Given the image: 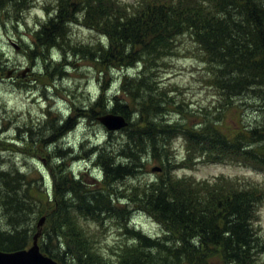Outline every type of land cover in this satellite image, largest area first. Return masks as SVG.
I'll return each mask as SVG.
<instances>
[{
	"label": "trees",
	"instance_id": "1",
	"mask_svg": "<svg viewBox=\"0 0 264 264\" xmlns=\"http://www.w3.org/2000/svg\"><path fill=\"white\" fill-rule=\"evenodd\" d=\"M55 2L52 18L37 30L38 45L47 51L64 45L75 54L68 35L70 24L100 32L105 40L102 48L91 51L87 47L77 52H86L101 70L136 65L138 78L132 80L133 89L127 88V76L122 87L131 98L138 94L141 101L137 106L119 101L109 111L104 86L86 115L67 119L59 128V136L70 133L84 116L96 119L114 114L128 121L122 130L125 145L118 149L106 144L95 154L104 173L102 187L88 191L92 187L84 180H74L67 171L68 175L60 176L53 168L52 201L47 197L38 200L40 205L36 204L35 211L39 217H46L41 231L50 227L45 234L48 245L41 244L42 251L60 264H66L64 255L73 259L71 264H264L260 260L264 235L256 223L264 204V183L224 175L201 181L193 176L179 177L173 173L174 167L168 168L175 163L173 143L178 132L187 149L186 163L180 167L192 170L197 166L194 160L210 164L237 162L264 175V126L231 135L213 127L208 116L203 124H191L194 114L187 117L191 122L163 121L159 115L171 102L158 79L164 57L174 52L179 37H188L227 106L228 101L251 94L264 101V0H142L137 5L120 0ZM33 4L34 0H0V9L18 15ZM136 111L139 117L133 121ZM149 111L154 114L148 116ZM117 152L125 163L116 164ZM147 154L150 158L154 154L162 165L161 173L156 181L126 190L125 196L163 227L164 235L155 239L129 227L131 210L113 204L109 185L137 176L145 168ZM34 182L19 172H0V192L7 193L4 204L15 227L13 233L0 231L2 252H16L30 245L32 236H28L24 223L27 211L33 208L31 190L40 192ZM81 217L100 226L110 221L136 243L124 244L118 250V261L109 262L89 245L91 239H86L76 222ZM55 237L63 241L66 254L55 252L59 248L54 245Z\"/></svg>",
	"mask_w": 264,
	"mask_h": 264
},
{
	"label": "rangeland",
	"instance_id": "2",
	"mask_svg": "<svg viewBox=\"0 0 264 264\" xmlns=\"http://www.w3.org/2000/svg\"><path fill=\"white\" fill-rule=\"evenodd\" d=\"M120 1L127 5H137L142 0ZM55 7V0H34L33 7L22 14L0 9V172L28 175L35 180L34 185L40 190H31L33 208L27 211L24 228L32 239L26 250L33 247L34 236L38 234L37 224L42 217L35 212L36 204L40 205L39 201L46 197L52 201L54 196L53 168L58 169L60 176L71 172L74 180H84L92 187L88 191H92L102 187L104 182L103 169L98 166L99 156L95 155L96 152L106 144H113L121 149L126 143L125 133L122 130L110 133L98 120L100 115L96 119L82 117L72 132L59 136V128L64 125L63 122L86 115L104 86L107 91L105 103L108 104L109 111L119 101H127L135 106L141 101L137 98L138 94L133 99L122 87L127 76V88L133 89L132 80L138 78L136 65L101 70L90 55L77 52L87 47L91 51L102 48L105 40L100 32L82 24H70L68 35L75 54L64 45L53 46L50 51L38 45L37 30L52 18ZM178 40L180 42L174 52L164 57L159 71L161 88L167 89L171 102L159 115L161 120L180 124L194 114L192 122L187 120L191 124H198L199 121L203 124L204 117L208 116L213 127L231 135L242 129L264 126V101L251 94L228 101L227 106L213 84L206 63L199 59L193 41L188 37H179ZM141 93L145 98V93ZM150 114L154 113L149 111L148 116ZM138 117L139 113L136 111L132 120L135 121ZM175 134V163L168 165V168L174 167L175 175L193 176L201 181L224 175L264 183V175L260 171L237 162L210 164L194 160L197 166L192 168L193 171L180 167L182 163H186L187 149L182 133ZM145 157V168L137 176L125 178L114 185V182H110L109 185L112 186L111 193L115 198L113 204L121 207L126 205L131 210L129 227L155 239L164 235L163 227L148 213L135 208L125 196L126 190L156 181L161 173L162 165L154 159V154L151 158L150 154ZM115 158L116 164L126 162L121 160L122 154L119 155L118 152ZM161 161L163 164L164 159ZM6 195L3 190L0 192V231L13 233L15 227L10 222L4 204L7 201ZM68 198L71 199V196ZM76 222L85 231L86 239H91L89 245H93L109 262L118 261V250L124 244L136 243L125 235L124 229L110 221H105L100 226L81 217ZM256 223L264 235V204L259 208ZM48 232L50 227H44L37 241L40 251L50 257L41 248V244L48 245L45 237ZM53 242L59 247L55 252L66 254L60 238L55 237ZM62 258L66 264L74 262L70 256L64 255ZM260 260L264 262V253L260 254Z\"/></svg>",
	"mask_w": 264,
	"mask_h": 264
},
{
	"label": "water",
	"instance_id": "3",
	"mask_svg": "<svg viewBox=\"0 0 264 264\" xmlns=\"http://www.w3.org/2000/svg\"><path fill=\"white\" fill-rule=\"evenodd\" d=\"M98 120L110 132H118L128 126V121L122 115L105 114L98 118ZM156 170V169H155ZM158 171L160 169H157ZM46 222V217H41L38 221V234L34 236V244L29 250H22L12 253L0 252V264H60L54 259L44 255L40 251L38 245V238L41 234V229Z\"/></svg>",
	"mask_w": 264,
	"mask_h": 264
},
{
	"label": "bare ground",
	"instance_id": "4",
	"mask_svg": "<svg viewBox=\"0 0 264 264\" xmlns=\"http://www.w3.org/2000/svg\"><path fill=\"white\" fill-rule=\"evenodd\" d=\"M60 52V51H59ZM66 117V116H65ZM60 118V117H59ZM93 172V171H92ZM101 175V174H100Z\"/></svg>",
	"mask_w": 264,
	"mask_h": 264
}]
</instances>
